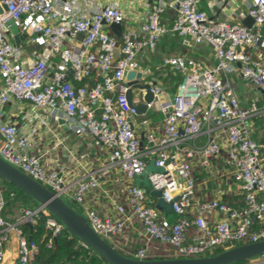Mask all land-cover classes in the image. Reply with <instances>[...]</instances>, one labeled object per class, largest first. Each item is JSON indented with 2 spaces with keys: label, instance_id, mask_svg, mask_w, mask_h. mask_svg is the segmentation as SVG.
<instances>
[{
  "label": "built area",
  "instance_id": "obj_1",
  "mask_svg": "<svg viewBox=\"0 0 264 264\" xmlns=\"http://www.w3.org/2000/svg\"><path fill=\"white\" fill-rule=\"evenodd\" d=\"M143 1L142 20L129 22L126 12L111 1L0 0V157L64 202L73 201L92 230L116 250L120 249L116 237L139 226L147 244L124 252L130 258L152 259V243L163 246L155 257L195 258L212 255L217 248L224 250L226 242L237 246L264 241V156L252 134V120L264 114V102L241 106L226 78L236 72L260 90L264 100V0L243 1L245 15L253 19L250 27L211 17L201 8L203 0ZM214 5L230 2L214 0ZM238 9L234 7L232 16ZM167 10L173 11L169 25L164 22ZM8 20L25 34L22 40L31 49L21 42L14 44ZM166 33L209 46L216 64L205 67L184 54L163 57L159 67L182 77L173 92L156 78L135 77L152 93L146 102L145 90L139 89L142 96L137 103L162 115L159 136L150 131L140 145L130 124L138 115L132 100L135 88L130 105L125 74L134 70L150 75L139 67L136 57L155 50ZM44 110L56 127L62 122L73 133L100 143L107 153L104 163L66 183L61 168L45 162L49 151L34 150L33 140L41 131L57 136ZM204 130L213 135L201 145L189 144ZM65 138L61 136L58 144ZM215 158L224 161L236 185L238 207L220 198L196 197L192 164L207 169ZM150 160L163 170L149 172L147 179L165 202H171L174 219L157 209L156 199L134 183ZM114 169L126 184L120 198L111 199L115 215L103 217L88 208L85 199L89 192L101 189ZM4 191L0 184V264L12 230L18 238L15 264H33L38 246L19 226H33L49 212L39 204L22 206L10 221L4 215ZM8 196L14 199L16 192L9 191ZM213 215L216 220L210 223L207 218ZM44 223L49 232L46 245L51 247L66 227L50 213ZM77 246L90 249L79 238ZM253 258H257L254 264H264V253Z\"/></svg>",
  "mask_w": 264,
  "mask_h": 264
},
{
  "label": "crops",
  "instance_id": "obj_2",
  "mask_svg": "<svg viewBox=\"0 0 264 264\" xmlns=\"http://www.w3.org/2000/svg\"><path fill=\"white\" fill-rule=\"evenodd\" d=\"M110 1L120 6L126 12L127 21L142 20L146 9V4L143 0H95V2L99 4H104ZM228 1L230 2V5L228 6H216L214 5V0H203L201 8L207 11L211 17L216 19L220 20L227 18L233 21L241 22L245 15V11L243 10L244 0ZM235 6L239 8L236 11L238 14L236 16H232V10ZM172 18L173 11L167 10L164 16V22L169 25ZM115 30H118V28H115ZM179 37L173 36L171 33H166L160 39L155 50L143 51L137 56V63L139 67L150 71V75L148 76L146 73H141L146 74L143 79L146 80L153 76V78H156L161 82L168 92H173L170 90L169 86L175 85L172 77L178 74H175L172 70L159 67L163 57L168 55L184 54L196 61H199L205 67H212L216 64V60L214 59L209 46L194 45L190 43L189 40L185 39L184 41V38L181 36ZM21 45H23L26 49H31L30 46L25 44L24 40L21 41ZM155 56L158 58V61L156 64H152V59ZM226 76L233 91L237 95L241 106H248V104L252 101H258L260 104L264 102L261 91L246 83L236 72L232 71ZM250 91H254L255 97L249 96ZM6 109L11 110L9 106L6 107ZM150 111L153 110H147L144 114L136 115L133 118L134 129L142 143H145V136L148 132L153 131L156 136H159L161 132V119L159 121H152L149 116ZM42 113L47 118L50 125L55 128L57 136L45 134L41 131L39 136L33 140L35 145L34 150L36 152H41L43 150L49 151L45 162L53 167L57 166L61 168L66 183L72 184L78 177H81L89 170H92L104 163L107 153L105 148L100 143L89 135H78L73 133L68 130L66 125L62 124V122L60 126L56 127V124L53 122V119L50 117L48 111L44 110ZM259 116L262 117H259L261 120L257 116L252 120V134L261 145L262 155L264 156V114ZM12 119L13 121L16 119L19 121V118L16 117H13ZM64 135L66 136L65 141L58 144L60 140L59 138ZM211 135H213V131L204 130L199 137H197L194 141L189 142V144L197 146L201 145L205 142L207 137ZM223 142V139H220L222 146H224ZM192 168L196 178V197L198 200L220 198L232 205L240 204V195L238 194L236 185L234 184L228 170L226 169L225 163L221 158L213 159L211 166L207 169L200 168L195 162H193ZM125 184L126 182L122 180L120 173L117 169H114L110 177L102 183L99 191H92L86 195L85 205L90 209L98 211L103 217L114 216L115 210L111 199L120 198L121 188ZM76 212L78 213L79 211ZM215 218L216 216L213 215L208 217L207 220L211 223L216 220ZM140 231L139 226L136 225L127 229L124 234L117 236L116 240L118 241V247L120 248L119 251L124 254V252H131L146 245L147 241L140 237ZM14 235L15 236L12 238H10L9 235V240L5 247L4 261L2 264L16 263L18 238L15 232ZM151 246L150 252L154 257L157 256L158 251L163 247L153 243Z\"/></svg>",
  "mask_w": 264,
  "mask_h": 264
},
{
  "label": "water",
  "instance_id": "obj_3",
  "mask_svg": "<svg viewBox=\"0 0 264 264\" xmlns=\"http://www.w3.org/2000/svg\"><path fill=\"white\" fill-rule=\"evenodd\" d=\"M0 6V13L2 12ZM247 27L253 23L250 16H245L242 21ZM7 29L16 46H19L25 34H20L18 27L13 20H8ZM117 25L112 24V27ZM146 74H141L134 70H129L125 74L126 85L129 86L126 96L130 105L132 89L137 88L145 90L144 100L146 102L152 99V93L147 84H141L136 78H145ZM138 115L144 114L146 105L144 103H137L134 106ZM133 127L132 123L130 122ZM142 142L140 141V145ZM163 168L154 165V160H150L144 170L135 177L134 183L145 189L156 199L155 207L162 210L165 215L172 213L171 202H165L161 198L160 190L152 189L147 174L153 171H162ZM0 177L16 188L20 189L26 195L33 198L39 205L43 206L46 211L58 218L66 227V229L78 237L89 247L101 256L108 264H231L236 261L253 258L264 253V241L255 243L242 244L232 246L230 242L224 244L225 249L217 254L195 257V258H162V259H134L119 253L115 248L108 244L92 228L88 225L86 219L75 210L70 208L63 200L56 194L48 190L46 187L36 182L29 176L25 175L18 169L14 168L0 157Z\"/></svg>",
  "mask_w": 264,
  "mask_h": 264
},
{
  "label": "trees",
  "instance_id": "obj_4",
  "mask_svg": "<svg viewBox=\"0 0 264 264\" xmlns=\"http://www.w3.org/2000/svg\"><path fill=\"white\" fill-rule=\"evenodd\" d=\"M173 36L179 37L176 33H171ZM180 38V37H179ZM172 80L175 82L174 86H169L171 91L175 90L176 84H178L182 77L178 74L172 77ZM149 116L152 121H159L162 117L161 114L155 113L153 111L149 112ZM258 118L261 116H257ZM262 118V117H261ZM261 118H259L261 120ZM258 120V121H260ZM0 184L5 187V197L7 199L5 213L10 217V221H13V215L20 209L22 206L35 207L38 203L26 195L20 189L16 188L13 184L2 179L0 177ZM15 191L16 197L14 199L9 198L8 192ZM232 205V204H231ZM233 206H240V204ZM49 213L41 215L40 220L37 224L30 226L27 224H21L19 227L22 229V232L27 235V237L34 241L38 246V252L36 254L33 264H108L101 256H99L91 248L89 250L80 248L77 246V237L71 234L67 229H64L55 239L54 244L51 247H47V238L49 232L45 228V218ZM7 216V217H8ZM169 219H174L173 214L167 215ZM119 253L123 254L119 250ZM223 251L222 248H217L214 250L213 254H217ZM208 256L210 254H207ZM165 257H153L152 259H162ZM250 259H245L242 261H236L231 264H246Z\"/></svg>",
  "mask_w": 264,
  "mask_h": 264
},
{
  "label": "rangeland",
  "instance_id": "obj_5",
  "mask_svg": "<svg viewBox=\"0 0 264 264\" xmlns=\"http://www.w3.org/2000/svg\"><path fill=\"white\" fill-rule=\"evenodd\" d=\"M136 59H138V57H136ZM157 61H158V58H156V56L153 57V59H152V64H156ZM149 78H153V76H151V77H149ZM141 81H143V79H142ZM136 96H138V97H136ZM141 96H142V95H141V90L135 88V89L133 90V99H132L133 102H134V103H137V102L141 99ZM249 96H250V97H255V95H254V91H250V92H249ZM65 203H66L70 208H72L73 210L79 211L78 206H77L75 203H73V201L66 200ZM79 212H80V211H79ZM4 215H5V216H8L7 213H4ZM9 235H10V238L14 237V236H15V235H14V231H13V230L10 231ZM256 259H257V258H256ZM256 259H255V258L250 259L247 263H249V264H254V263H256Z\"/></svg>",
  "mask_w": 264,
  "mask_h": 264
}]
</instances>
